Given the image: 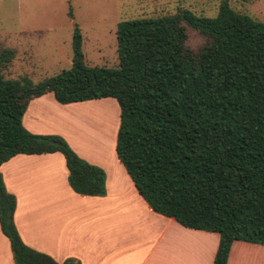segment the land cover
I'll return each mask as SVG.
<instances>
[{
  "label": "trees",
  "instance_id": "obj_1",
  "mask_svg": "<svg viewBox=\"0 0 264 264\" xmlns=\"http://www.w3.org/2000/svg\"><path fill=\"white\" fill-rule=\"evenodd\" d=\"M189 29L202 39L197 48ZM71 46V66L36 84L5 76L15 50L0 47V165L18 153L60 151L75 192L105 194L101 168L21 119L45 92L59 103L112 97L120 108L117 156L153 210L217 232L213 264H226L234 240L264 244V22L221 0L213 17L179 10L118 22L114 68L85 64L77 24ZM15 205L0 173V225L14 264H80L25 245Z\"/></svg>",
  "mask_w": 264,
  "mask_h": 264
},
{
  "label": "crops",
  "instance_id": "obj_2",
  "mask_svg": "<svg viewBox=\"0 0 264 264\" xmlns=\"http://www.w3.org/2000/svg\"><path fill=\"white\" fill-rule=\"evenodd\" d=\"M254 2L264 9V0ZM115 102L104 97L59 103L52 92L29 100L21 119L24 128L63 138L81 159L101 168L105 194L75 192L60 151L12 156L0 165V173L15 197L13 221L21 240L57 262L213 264L217 232L181 225L153 210L137 191L116 153L120 108ZM101 105L104 109L96 113L83 112ZM0 264H14L1 225ZM226 264H264V244L234 240Z\"/></svg>",
  "mask_w": 264,
  "mask_h": 264
},
{
  "label": "rangeland",
  "instance_id": "obj_3",
  "mask_svg": "<svg viewBox=\"0 0 264 264\" xmlns=\"http://www.w3.org/2000/svg\"><path fill=\"white\" fill-rule=\"evenodd\" d=\"M220 3L221 0H0V47L16 51L4 74L27 75L32 83H39L69 68L74 24L82 33L85 64L114 68L118 63V22L170 15L179 10L213 17ZM229 4L235 11L264 22V9L256 7L254 0H229ZM188 34L189 45L197 48L202 39L191 29ZM18 52L22 56H17ZM101 106L83 112L96 113L104 109Z\"/></svg>",
  "mask_w": 264,
  "mask_h": 264
},
{
  "label": "water",
  "instance_id": "obj_4",
  "mask_svg": "<svg viewBox=\"0 0 264 264\" xmlns=\"http://www.w3.org/2000/svg\"><path fill=\"white\" fill-rule=\"evenodd\" d=\"M52 143H54V144H57L58 142L57 141H51Z\"/></svg>",
  "mask_w": 264,
  "mask_h": 264
}]
</instances>
